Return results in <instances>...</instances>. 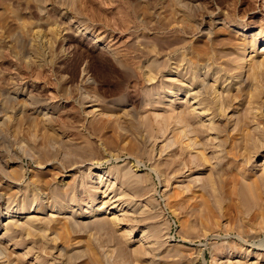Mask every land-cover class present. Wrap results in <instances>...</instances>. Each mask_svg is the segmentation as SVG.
I'll list each match as a JSON object with an SVG mask.
<instances>
[{"label": "rangeland", "instance_id": "1", "mask_svg": "<svg viewBox=\"0 0 264 264\" xmlns=\"http://www.w3.org/2000/svg\"><path fill=\"white\" fill-rule=\"evenodd\" d=\"M244 1L247 0H0V237L11 222L17 221L19 229H24L15 237L20 240L1 242L8 248L3 247V252L0 249V256L8 254L13 264H23L16 258L17 252L25 255L26 264H139L141 258L140 264H264V223L259 228L256 219L264 209L260 204L264 202V142L257 138L260 133L264 135V95L259 116L238 104L217 116L215 121L226 122L228 130L218 136L216 130L205 132L203 136L212 139L209 147L204 146L208 138L205 143L204 137L202 142L197 138L198 142L192 126L190 129L176 122L187 107L186 86L191 80L173 69L177 59L194 58L199 48L213 44L209 51L217 49V54L213 50L216 59L219 54L227 55L226 60L220 55L219 62L213 61L218 69L221 65L225 68L231 58H238L237 64L230 62L237 66L230 75L238 76L239 81L248 79L252 60L264 64L261 47L252 52L226 45L228 37L241 42L236 35L240 26H254L244 33L250 40L264 32V0H248V6ZM6 8L9 14L4 13ZM13 15L27 27L20 30ZM263 64L259 80L264 85ZM205 77L197 75L195 82L201 83L200 91H204L201 80ZM207 82H213L208 75ZM171 86L182 93L170 94ZM217 89L222 101L227 92L221 85ZM196 102L199 98L190 102L191 110H185L197 108L196 122L203 120L207 124L211 115L204 117ZM245 109L247 114L254 113L248 114L249 121H258L252 115L262 120L259 125L251 122L253 126L242 131L244 134L249 130L247 135L256 133L249 138L255 135L257 139L245 141L248 147L243 145L241 131L237 132ZM21 112L31 117H4ZM168 113L172 121L169 127ZM180 127L181 137L185 138L172 141ZM189 130L192 132L188 134ZM236 132L242 136L240 139ZM234 134L243 143L236 141ZM220 137L226 141L222 143ZM188 138H195V142L192 140L194 146L187 150ZM194 147L204 150L209 160L203 157V162ZM130 172L137 178L127 184L122 176ZM36 179L46 182L40 180L39 186L45 185L41 188L48 195H41L43 205L34 203L26 215L20 216L14 212L22 206L19 199L23 204L25 189ZM243 183L246 189L250 184L252 189L258 187L257 194L249 188L253 197L250 192L246 195ZM8 187L15 188L18 194ZM7 191L16 196L5 195ZM114 192L119 195L116 199H122L117 209L109 204L115 200ZM57 193H64L65 200H58ZM9 195L16 198L11 208L4 206ZM252 200L257 202L254 207ZM29 218L38 221V246L48 242L43 245L46 250L42 247L37 254L29 251L34 247L25 231ZM146 218L149 221L143 222ZM118 219L123 222L114 226L112 222ZM56 232L60 236L68 233L72 238L61 241ZM87 239L91 244L85 249ZM0 261L2 264V257Z\"/></svg>", "mask_w": 264, "mask_h": 264}, {"label": "bare ground", "instance_id": "2", "mask_svg": "<svg viewBox=\"0 0 264 264\" xmlns=\"http://www.w3.org/2000/svg\"><path fill=\"white\" fill-rule=\"evenodd\" d=\"M244 2H246V5L248 4L249 5V2H248V0L247 1H244ZM244 4V3H243ZM247 5V6H248ZM246 6V7H247ZM250 7V6H249ZM241 8V7H240ZM242 9L243 8H241V9H238V10H240V11H242ZM247 9V8H246ZM10 11V13H11V9H9ZM244 10H245V8H244ZM8 10H7V8H6V11H4V13L5 12H7ZM13 11V10H12ZM244 12V11H243ZM8 13V12H7ZM9 14V13H8ZM231 15V14H230ZM230 15H228V19H229V22H231L230 20H231V16ZM233 15V14H232ZM13 16H15V15H13ZM13 18V17H12ZM233 18V17H232ZM15 21H17L18 23V25H19V27L21 28L20 30H22V28L23 27H27V25H25V22L21 19V18H19L18 16H15ZM13 19V20H14ZM226 21V20H225ZM234 22V21H233ZM260 26H261V24H259ZM263 26V25H262ZM230 28V27H229ZM252 29H255L254 28V26H252V24H250V25H243V26H240V28H238V31L240 32V33H236V35L238 36V40H241V42H237V41H235V39H232V40H234V41H232V40H230V37H228L229 38V41L228 42H226V45H227V43H228V45L230 46V48H234V47H236V49H237V51H238V49L239 50H241V51H246L247 49L249 50H252V52L253 51H255V49L257 48V47H261L262 48V51H260L261 53H263L264 52V32L262 31L261 33H259L257 36H254V38H252V40H250L249 39V37H247L244 33H246V32H248V31H250V30H252ZM231 34V33H230ZM225 40V39H224ZM227 40V39H226ZM207 41V40H206ZM220 42H223V41H221L220 40ZM225 42V41H224ZM217 43V42H216ZM219 44V43H218ZM215 45V44H214ZM220 45V44H219ZM219 45H218V47H219ZM224 45V43H222V45L221 46H223ZM209 46H211V45H209V43H208V47L207 46H202L201 48H199V53H197V55L196 56H194V53H193V57L194 58H186V57H183V58H181V59H177V61L175 62V68H173V69H175V70H177V72H179V74H182L181 76H183V78L184 77H187L188 79H191V80H189L190 81V85L189 86H186V88H187V92L184 94L185 95V98H189V100L186 102V104L185 105H187V107H185V108H187V109H192V108H188V105H190V102L192 101V100H196V99H198L199 98V102H196V106H198V107H200V112L202 113V111L204 112L203 113V116L205 117V115L204 114H208V115H211V116H209L208 118H209V121H207L206 123L208 124V123H210V122H212V123H214V122H218V121H215V118L217 117V116H219V115H222V113L224 114V113H226L227 111H229V110H232V108H234V105H239L238 107H244V108H247V112H248V109L250 110V111H252V112H256L257 114L259 113V112H261V108H262V106H261V104L263 103V101L261 100V97L264 95V90H263V84H261V83H263V82H260V80H259V78H261L260 77V74L262 73L263 74V70L261 71V69H262V65L261 64H263V62L262 61H260L261 62V64L260 63H257V62H255L256 60H252V62L253 63H251V66H252V69L250 70V71H252V72H248L249 74H248V79L246 80V79H244L245 81H239L238 79H239V77L238 76H233V75H230L231 73H233V71H234V69H235V67H237L236 65H235V67H233L232 65H231V63L230 62H233V63H235L236 61H238V58H237V60L235 59V61L231 58V60H230V62H229V64H224V65H226V67L224 68V66L223 65H221V67L222 68H220L219 67V69H218V66H216V65H214V62H215V54L213 53V50H214V52L216 53V50L215 49H213L212 50V48H210L211 50L209 51ZM212 46H213V44H212ZM211 46V47H212ZM239 46H241V47H243V48H239ZM214 47V46H213ZM217 47V46H216ZM215 47V48H216ZM227 47V46H226ZM225 47V48H226ZM238 47V48H237ZM220 48V47H219ZM228 49H229V47H227ZM226 48V49H227ZM225 49V50H226ZM235 50V49H234ZM231 52H233L232 50H230ZM236 51V50H235ZM193 52V51H192ZM195 52V51H194ZM213 53V54H212ZM191 54V53H190ZM217 54V53H216ZM219 54V53H218ZM258 54H260L259 53V51H258V53H257V55ZM220 55L221 54H219V55H217L218 56V60L221 58L220 57ZM225 55V54H224ZM229 55V54H228ZM183 56V55H182ZM181 56V57H182ZM216 56V57H217ZM222 56V55H221ZM226 57H227V55H225ZM260 56V55H259ZM179 57V56H178ZM220 57V58H219ZM226 57H224V56H222V58H224L225 60H226ZM234 58H236L235 57V55H234ZM256 58V57H255ZM216 59V61L217 62H219L218 60ZM176 60V59H175ZM222 60V59H221ZM240 60V59H239ZM214 61V62H213ZM264 61V60H263ZM242 62V61H241ZM259 62V61H258ZM216 63V62H215ZM224 63V62H223ZM240 63V62H239ZM235 64H237V63H235ZM254 66H253V65ZM218 65H220V64H218ZM264 65V64H263ZM215 66L217 67V68H215ZM240 66H241V64H240ZM239 66V67H240ZM249 66V65H248ZM254 67V68H253ZM257 67V68H256ZM161 68V67H160ZM264 68V67H263ZM240 69V68H239ZM238 69V70H239ZM237 70V69H236ZM235 70V71H236ZM237 70V71H238ZM241 70V69H240ZM238 71V72H241V71ZM155 71V70H154ZM182 72V73H181ZM200 73H202V74H204V75H206V77L203 79V80H201L202 81V86H203V90L204 91H200V90H198L199 88H198V85H199V83H197V82H195L196 81V78H197V75L199 76L200 75ZM237 73V72H236ZM235 73V74H236ZM234 74V75H235ZM207 75L209 76V78H211L212 80H213V82H212V84L211 83H209V82H207ZM240 75V74H239ZM246 78V77H245ZM264 78V77H263ZM176 80V79H175ZM200 81V80H199ZM261 81H263V79L261 80ZM181 83V82H180ZM183 84V83H182ZM222 86V87H224L225 88V91L227 92L226 93V96H224L223 94V99H222V101L219 99L220 97H219V95H218V89H217V87L218 86ZM262 85V86H261ZM175 86H171V87H169V91H170V94H172V95H179L180 93H182V90L181 89H176V88H174ZM199 87H201V83H200V85H199ZM179 88V87H178ZM196 89L198 90L197 92H195L196 91ZM224 91V90H223ZM263 98V97H262ZM214 99H216V102L214 101ZM191 100V101H190ZM260 100H261V102H260ZM214 101V102H213ZM19 102V101H18ZM260 102V103H259ZM169 104V103H168ZM170 105V104H169ZM184 105V106H185ZM263 105V104H262ZM183 106V107H184ZM168 107V106H167ZM191 107H194V106H191ZM185 108L183 109L184 111H182V109H181V111H182V113H181V115L179 116V117H177L178 119L176 120V122H178L180 125H182V124H184V125H182V126H186V125H188V127L191 129L192 127V131H193V134H196L195 135V138L197 139V138H199L200 140H201V142H202V140H204L203 139V137L204 136H206V135H204L205 134V132H209L210 130V133H212V131L213 132H215V130H216V133H217V136H218V134L219 135H222V133L223 132H225L226 130H228L227 129V127L229 126H227L226 125V122L224 123V121H223V123L224 124H222L220 121V123L218 122V123H214L213 125H211V123L210 124H205L204 122H202L201 120H199L198 122H200V123H198V122H196V120H198V117H197V119H196V114H198V109L197 108H193V110L192 111H190V110H185ZM243 108V109H244ZM195 109H197V111H195ZM235 109V108H234ZM238 109V108H237ZM242 109V108H241ZM173 110H174V107H173ZM172 112V111H171ZM174 112V111H173ZM194 112H197L196 114L194 113ZM208 112H211V114H209ZM252 112H250L251 114H253L254 115V113H252ZM7 113V112H6ZM200 113V114H201ZM232 113V112H231ZM241 113H242V111H241ZM243 113H244V115L242 114V117H240L241 119H240V121H238L239 123L240 122H242V126H238L239 128H238V130H237V132H240L241 131V133L240 134H243V130L244 129H247V127H249V126H251L252 124H250L251 122L253 123H255V122H257V125H259V123H262V120L260 121V117L258 118V116L261 114V113H259L258 114V116H256L257 114L255 113V116L256 117H254L253 115H252V119L254 118V119H257L258 121H260L259 123H258V121H255V120H251V121H249V118H248V116H250V115H248V114H250V113H246V109H245V111H243ZM246 113V114H245ZM16 116H22L23 117V119L24 118H28V117H31V115L30 114H28V113H26V112H24V113H22L21 112V114L19 115H16L15 113H8L7 114V116H5L4 115V117L6 118V119H9V120H13ZM168 116H169V113H168V115H167V123L169 124H167L168 126L167 127H169V126H171V124L169 123L170 121H169V118H168ZM198 116H199V114H198ZM202 116V115H201ZM223 116H226V115H223ZM36 117V116H35ZM170 118H171V116H169ZM204 117H203V119H204ZM221 117V116H220ZM220 117H219V119H220ZM251 117V116H250ZM224 118V117H223ZM222 118V119H223ZM227 118H229V117H227ZM175 119V118H174ZM200 119V118H199ZM202 119V118H201ZM218 119V120H219ZM238 119V118H237ZM251 119V118H250ZM262 119H263V117H262ZM16 120V119H15ZM205 120V119H204ZM230 120V119H229ZM239 120V119H238ZM161 121V120H160ZM7 122H8V120H7ZM27 122H28V120H27ZM162 122H163V120H162ZM165 122V121H164ZM163 122V123H164ZM172 122V121H171ZM238 122H236V126H237V124H238ZM243 123H244V125H243ZM175 124V123H174ZM177 124V123H176ZM196 124V125H195ZM234 124V123H233ZM241 124V123H240ZM250 124V125H249ZM262 125V124H261ZM12 126V125H11ZM163 126V125H162ZM174 126V125H173ZM176 126H178V124L176 125ZM192 126V127H191ZM194 126L197 128L196 129V131H197V133H196V131H194L195 130V128H194ZM235 126V127H236ZM253 126V125H252ZM175 127V126H174ZM173 127V128H174ZM208 127V128H207ZM150 128V127H149ZM148 128V129H149ZM181 128V131L179 132V130L180 129H178V134L176 135L175 133H173V135L175 134L177 137L174 139H172V141L174 140L175 142H177V141H179L180 140V138H185V136H183L182 135V137H181V134H183V131H182V127H180ZM185 128V127H184ZM237 128V127H236ZM235 128V129H236ZM253 128V127H252ZM257 128V127H256ZM255 128V129H256ZM259 128V127H258ZM161 129V128H160ZM172 129V128H171ZM177 129V128H176ZM194 129V130H193ZM249 129V128H248ZM264 129V128H263ZM163 130V129H162ZM161 130V131H162ZM173 130H175V129H173ZM191 130H189L188 131V134H189V132L191 133L192 131ZM259 130V129H258ZM175 131H177V130H175ZM245 131V130H244ZM250 131H251V128H250ZM253 131H257V130H254V128H253ZM152 132V131H151ZM154 132V131H153ZM165 132V131H164ZM174 132V131H173ZM219 132V133H218ZM236 132V133H237ZM246 132H249V130L248 131H246ZM246 132H244V134L242 135V136H240V134H238L239 136H238V139H240V137H242L243 138V140H244V144L243 145H246V143H245V141L246 142H248V140L250 139L249 138V136L253 133V134H256L255 132H251L250 133V135H247V133ZM264 132V131H263ZM221 133V134H220ZM246 133V134H245ZM260 133V132H259ZM214 134V133H213ZM232 134V133H231ZM249 134V133H248ZM258 134V133H257ZM198 135V136H197ZM202 135V136H201ZM204 135V136H203ZM216 135V134H215ZM233 135V134H232ZM75 136V135H74ZM197 136V137H196ZM208 136V135H207ZM212 136V135H211ZM217 136H216V138H217ZM226 136V135H225ZM230 137H231V135H229ZM258 136H259V138H258ZM189 137V136H188ZM210 137V136H209ZM213 137V136H212ZM230 137H229V139H230ZM233 137V136H232ZM231 137V138H232ZM234 137H235V139H236V137L237 136H235V134H234ZM233 137V138H234ZM195 138H193V139H191V138H188L187 139V141H185V144H186V147H188V148H186L187 150L190 148L191 149V147H192V145H191V142H192V140H194V142H195ZM205 138V137H204ZM206 138H208V137H206ZM206 138H205V141H203L204 143L206 142ZM215 138V137H214ZM221 138V137H220ZM220 138H218V139H220ZM223 138V137H222ZM221 138V139H222ZM254 138H256L255 137V135H254V137H253V139ZM257 138H258V142L260 141V140H263V142H264V135L262 134L261 135V133L259 134V135H257ZM256 138V139H257ZM176 139H177V141H176ZM199 139H197L198 140V142H200L199 141ZM238 139H236V141H240V140H238ZM252 137H251V141H249V142H252ZM209 140H212L211 139V137L210 138H208L207 139V143L204 145L205 147H206V145L207 144H209ZM223 141L225 142L226 140H223L222 139V143H223ZM233 141V140H232ZM242 141V140H241ZM240 141V142H241ZM210 142H212V141H210ZM220 142V141H219ZM230 142V141H229ZM234 142V141H233ZM263 142H261V144H263ZM141 143V142H140ZM183 143V142H182ZM221 143V144H222ZM235 143H237V142H235ZM239 143V142H238ZM242 143H243V141H242ZM242 143L240 144V145H242ZM105 144V143H104ZM226 144V143H225ZM225 144H223V145H225ZM231 144H234V143H231ZM135 145V144H134ZM182 145V144H181ZM198 145V143H196V146ZM238 145V144H237ZM248 145H249V143H248ZM251 145V144H250ZM260 145V144H259ZM264 145V144H263ZM182 146H184V145H182ZM194 146V145H193ZM203 146V147H204ZM209 146H211V145H209ZM208 145H207V147H209ZM247 146V145H246ZM245 146V147H246ZM252 146H254V145H252ZM133 147V146H132ZM248 147V146H247ZM32 148V147H31ZM94 148V147H93ZM171 148V147H170ZM196 148V150H194L195 152H198V151H200V147H194V149ZM197 148H200V149H197ZM238 148V147H237ZM244 148V147H243ZM251 148V147H250ZM254 148V147H253ZM258 148V147H257ZM193 149V148H192ZM222 149V148H221ZM249 149V148H248ZM212 150V149H211ZM247 150V149H246ZM31 151V150H30ZM208 151V150H207ZM215 151V150H214ZM222 151V150H221ZM235 151V150H234ZM194 152V153H195ZM204 150L203 151H200L198 154L199 155H201V157H202V159H203V157H204ZM218 152V151H217ZM233 152V151H232ZM236 152V151H235ZM248 152V151H247ZM205 153H206V150H205ZM230 154V153H229ZM248 154H249V152H248ZM76 155V154H75ZM195 156H196V154H194ZM213 155V154H212ZM256 155V154H255ZM176 156V155H175ZM205 156H207V155H205ZM221 156V155H220ZM237 156H239V155H237ZM142 157V156H141ZM148 157V156H147ZM209 157V156H208ZM204 158H206V159H208L209 160V158H207V157H204ZM248 158V157H247ZM82 159V158H81ZM214 159V158H213ZM199 160V159H198ZM208 160H206V161H208ZM174 161V160H173ZM205 161V159H203V162ZM225 161V160H224ZM65 162V161H64ZM211 161H209V163H210ZM1 163V162H0ZM213 163V162H212ZM3 164H4V162H3ZM44 164V163H43ZM208 164V163H207ZM192 165V164H191ZM229 165V164H228ZM6 166V165H5ZM194 166V165H193ZM211 166V165H210ZM7 167V166H6ZM196 167V166H195ZM212 167V166H211ZM175 168V167H174ZM189 168V167H188ZM4 169V168H3ZM2 169V170H3ZM13 170H14V168H13ZM219 170V169H218ZM227 170V169H226ZM235 170V169H234ZM212 171V170H211ZM218 173H220V172H218ZM217 173V174H218ZM223 173V172H222ZM238 173V172H237ZM245 173V172H244ZM4 174V173H3ZM11 174V173H10ZM15 174H17L18 175V173H15ZM216 174V175H217ZM14 175V174H13ZM49 175V174H48ZM12 176V175H11ZM14 176H16V175H14ZM35 176V175H34ZM44 176V175H43ZM46 176V175H45ZM208 176H211L210 175V173H209V175ZM214 176V175H213ZM262 176H264V175H262ZM1 177V176H0ZM13 177V176H12ZM101 177V176H100ZM100 177H98V178H100ZM119 177V176H118ZM141 177V176H140ZM230 177V176H229ZM238 177V176H237ZM16 178H18V177H16ZM122 178H126L127 180L125 181V183H127V184H129L130 182V180L131 181H134V179L135 178H137V176H135V175H132V172H130L129 174H123V176H122ZM142 178V177H141ZM207 178V177H206ZM213 178V177H212ZM214 178H215V176H214ZM222 178V177H221ZM245 178V177H244ZM43 179H44V177H43ZM43 179H40L41 181H43L42 183L43 184H45L46 182L43 180ZM101 179V178H100ZM13 180V179H12ZM40 180L38 179H36V180H31L32 182L30 183V184H28V186H27V188L25 189V194H24V197H23V199L25 198V200L23 201L24 203L23 204H21V195H20V197L19 198H21V199H19L20 200V202H19V204L20 205H22L20 208H16V210L14 211V212H19L20 213V216L21 215H26L28 212H29V210H31L30 208L33 206V204L34 203H37V205L38 206H40V205H43V202H44V200H43V198H42V194H44V195H46V197H47V195L48 194H46L44 191H43V189H44V186H39V183H40ZM141 180V179H140ZM0 181H1V179H0ZM100 181V180H99ZM103 181V180H102ZM17 182V181H16ZM237 182V181H236ZM240 182V181H239ZM91 183H92V181H91ZM103 182H99L98 184H102ZM211 183V182H210ZM244 183H246L247 184V182H244ZM243 183V184H244ZM42 184V185H43ZM68 184V183H67ZM97 184V183H96ZM223 184V186H225L224 185V182L222 183ZM41 185V184H40ZM48 185V184H47ZM46 185V186H47ZM72 185H74V184H72ZM100 185H99V187H100ZM214 185L215 184H213V187H214ZM233 185V184H232ZM235 185H237V183L235 184ZM245 185V184H244ZM249 185V184H248ZM253 185H255V184H253ZM67 186H69V185H67ZM71 186V185H70ZM76 186V185H75ZM75 186H73V187H75ZM230 186V185H229ZM262 186V185H261ZM1 187H3V186H1ZM6 187V186H5ZM10 187H11V185H10ZM10 187H8L7 189H9ZM48 187V186H47ZM127 187V186H126ZM212 187V186H211ZM246 185H245V190H247V194L246 195H248L249 194V192H250V190H248L249 188L251 189V191L253 192H255L256 190H258L257 188L258 187H256V189H252L251 188V184H250V186H249V188H247L246 189ZM49 188V187H48ZM53 188V187H52ZM69 188V187H68ZM97 189H98V187H96ZM229 188V187H228ZM255 188V187H254ZM15 189V188H14ZM14 189H12V188H10V190L9 191H15ZM23 188H21L20 190H22ZM23 189V190H24ZM73 189V188H72ZM75 189V188H74ZM108 189V188H107ZM146 190H147V188H145ZM144 189V190H145ZM232 189V188H231ZM5 190V189H4ZM46 190V189H45ZM68 190V189H67ZM104 190V189H103ZM125 190H127V189H125ZM129 190H131V189H129ZM191 190H193V189H191ZM236 190V189H235ZM244 190V189H243ZM9 191H7V193H5V195L6 194H9L10 192ZM12 191V192H13ZM61 191V190H60ZM64 191V190H63ZM16 192V194H18L17 193V190L15 191ZM23 192V191H22ZM54 192V191H53ZM67 192V191H66ZM101 192V191H100ZM221 192V191H220ZM230 192V191H229ZM239 192V191H238ZM246 192V191H245ZM244 191H243V193H245ZM252 192H250V196H252L253 197V195H251L252 194ZM115 193V192H114ZM191 193H193L192 191H191ZM256 193V192H255ZM14 193H10V195H13ZM103 194V193H102ZM104 194H107V192H105ZM103 194V195H104ZM120 194V193H119ZM182 194V193H181ZM214 194V193H213ZM232 194V192H230L229 193V196ZM239 194V193H238ZM254 194V193H253ZM257 194V193H256ZM259 194V193H258ZM1 195H3V194H1ZM9 195V197L8 198H6V200H5V202H6V205H4V206H7L8 208H11L10 206L11 205H13L12 204V202L14 201V199H16V198H12L13 196L15 197L16 195H13L12 197ZM55 195H56V193H55ZM64 195V193L63 194H59V193H57V197H59L58 198V200H60V201H63V200H65V195ZM121 195V194H120ZM174 195H176V194H174ZM201 195H203V193L201 194ZM244 195V194H243ZM23 196V195H22ZM119 195L117 194V192L115 193V196L112 198V199H115L113 202H111L112 201V199H111V203H109L111 206H113L112 207V209L114 208V206H115V208L117 209V207H120L119 205V203H121L122 201H120V200H122V199H120V198H118V199H116L117 197H118ZM221 196V195H220ZM250 196H248V197H250ZM126 197V196H125ZM233 197H235V195L233 196ZM30 198V199H29ZM49 198V197H48ZM123 198V197H122ZM186 198V197H185ZM201 198H204V197H201ZM258 199V195H256V197H255V199ZM260 198V197H259ZM218 199V198H217ZM216 199V200H217ZM236 199V198H235ZM256 199V200H257ZM263 199V198H262ZM18 200V199H17ZM16 200V201H17ZM57 199L55 198V201H56ZM194 200V199H193ZM198 200V199H197ZM202 200V199H201ZM232 200V199H231ZM247 200V199H246ZM260 200V199H259ZM264 200V199H263ZM204 201H206V200H204ZM219 201V200H218ZM30 202L32 203L31 205H30ZM231 202V201H230ZM248 202H250V201H248ZM259 202H262V200L261 201H259ZM258 202V203H259ZM56 203H57V201H56ZM71 203V202H70ZM252 203H254V205L252 204V206L254 207L255 205H256V203H255V200H254V202H253V200H252ZM108 204V203H107ZM109 204H108V206H109ZM117 204H119V205H117ZM124 204V203H123ZM260 204H264V202H262V203H260ZM19 205V206H20ZM48 205V204H47ZM232 205V204H231ZM247 205V204H246ZM18 206V207H19ZM53 206V204H50V207H52ZM103 206H106V205H104L103 204ZM123 206V205H122ZM133 206V205H132ZM234 206H235V204H234ZM237 206V205H236ZM250 206V205H249ZM248 206V207H249ZM262 206V205H261ZM48 207V206H47ZM129 207V206H128ZM247 207V206H246ZM258 207V206H257ZM41 208H42V206H41ZM197 208V207H196ZM256 208V207H255ZM263 208V207H262ZM213 209V208H212ZM257 209V208H256ZM261 209V208H260ZM259 209V210H260ZM102 210V209H101ZM220 210V209H219ZM251 210V209H250ZM123 211V210H122ZM235 211V210H234ZM13 212V211H12ZM220 212V211H219ZM255 212V211H254ZM141 213H143V212H141ZM3 214V213H2ZM146 214V213H145ZM241 214V213H240ZM1 215V214H0ZM126 215V214H125ZM207 215V214H206ZM230 215V214H229ZM31 216V215H30ZM128 215H126V217H127ZM212 216V215H211ZM246 216V215H245ZM125 217V220L126 219H130V218H126ZM146 217V216H145ZM35 218V217H34ZM34 218H29V219H27V227L25 228V231H26V234H27V236L28 237H30V238H32L33 240V243H34V247L33 248H30L29 249V251L30 252H32V253H38V251H39V249L41 250V248L43 247V248H45L44 250H46V247L45 246H43V245H48V242H47V240L46 239H44V240H46V243H44L43 242V244H41L42 243V241H41V245L40 246H38V243H36L37 241H39L40 239H39V236L41 237V232L38 230V227L37 226H39V225H36V223H35V221H37L36 219H34ZM122 218H124V217H122ZM148 218V217H147ZM147 218H146V220H144L143 222H145V221H147ZM154 218V217H153ZM239 218V217H238ZM102 219V218H101ZM110 219V218H109ZM120 219V218H119ZM114 220L112 223L114 224V226H115V224L116 223H122L123 222V219L122 220ZM131 219H132V217H131ZM257 220H258V222H257V224L259 225L258 227L260 228V226H261V224H263L264 223V209L262 210V212H260L258 215H257V218H256ZM26 220V219H25ZM24 220V221H25ZM39 220V219H38ZM149 220H150V217H149ZM148 220V221H149ZM244 220V219H243ZM14 221V220H13ZM118 221V222H117ZM131 221H133V220H131ZM147 221V222H148ZM17 221H15V223H16ZM38 222V221H37ZM98 222V221H97ZM97 222L94 224V225H96L97 224ZM104 222V221H103ZM205 222V221H204ZM10 223V222H9ZM14 222H11L9 225H7L6 226V228H5V232H4V234H2V236L0 237V249L2 250V252H3V247H5V249H6V245L5 246H1V244H3V243H1V242H3L4 240H6V239H8L9 241H11V240H14L15 239V237L18 235L19 236V234L21 235V232L24 230V229H22V231L19 229V226L18 225H16V224H18V223H16L15 224ZM98 223H100V222H98ZM107 222H105V224H106ZM127 224H128V222H126ZM133 223V222H132ZM25 224V223H24ZM103 224V223H102ZM134 224V223H133ZM141 224V223H140ZM5 225V224H4ZM25 225V226H26ZM107 225V224H106ZM145 225V224H144ZM204 225V224H203ZM23 226V225H22ZM60 226V225H59ZM62 226V225H61ZM97 226V225H96ZM100 226V224H98V227ZM111 226V225H110ZM113 226V225H112ZM149 226V225H148ZM66 227V226H65ZM68 227V226H67ZM117 227H119V224H118V226ZM145 227H146V225H145ZM150 227V226H149ZM154 227V226H153ZM241 227V226H240ZM43 228V227H42ZM151 228V227H150ZM155 228V227H154ZM1 229V228H0ZM58 230H59V228H57ZM133 229V228H132ZM146 229V228H145ZM153 229V228H152ZM3 230V229H2ZM71 230V229H70ZM74 230V229H73ZM108 230V229H107ZM117 230V229H116ZM151 230V229H150ZM155 230V229H154ZM43 231V230H42ZM64 231H66V230H64ZM97 231V230H96ZM104 231V230H103ZM132 231V230H131ZM146 231H147V229L146 230H142V233L145 235V233H146ZM148 231H149V229H148ZM40 234H39V233ZM150 232V231H149ZM131 233V232H130ZM152 233H154V232H152ZM208 233V232H207ZM56 234L59 236V238H61L62 240L61 241H65V240H70L72 237H69V234L67 235L66 234V236H60L59 235V233H57L56 232ZM64 234V233H63ZM62 234V235H63ZM102 234V233H101ZM129 234V233H128ZM150 235H152V234H150ZM23 236V235H22ZM25 237H27L26 235H24ZM54 236V235H53ZM56 236V235H55ZM153 236V235H152ZM24 237V238H25ZM43 237L44 236H42V238L41 239H43ZM84 237H86V236H84ZM126 237H127V235H126ZM158 237V236H157ZM18 239H19V237H17ZM16 238V239H17ZM23 238V239H24ZM48 238V237H47ZM82 238V237H81ZM90 239H91V237H89ZM96 238V237H95ZM128 238V237H127ZM153 238V237H152ZM15 239V240H16ZM22 239V240H23ZM26 239V238H25ZM75 239V238H74ZM93 239V238H92ZM20 240V239H19ZM57 240H58V238H57ZM77 240V239H76ZM76 240H74L75 242H76V244H78L77 243V241H84L85 242V240L86 239H84V240H82V239H78L77 241ZM121 240V239H120ZM130 240V239H129ZM150 240V239H149ZM160 240V239H159ZM88 241V242H87ZM87 241H86V243L87 244H83L84 246L86 245V247H85V249H87V246L89 245V244H91L90 242H89V240L87 239ZM13 242V241H12ZM15 242V241H14ZM67 242H69V241H67ZM71 242V241H70ZM84 242H82V243H84ZM5 243V242H4ZM73 243V242H72ZM81 243V244H82ZM123 243H125V242H123ZM154 243V242H153ZM158 243V242H157ZM6 244V243H5ZM24 244V243H23ZM63 244V243H62ZM66 244V243H65ZM69 244V243H68ZM80 244V245H81ZM120 244V243H119ZM130 244V243H129ZM151 244V243H150ZM155 244V243H154ZM159 244V243H158ZM158 244H156V245H158ZM235 244V243H234ZM30 245H32V244H30ZM30 245H27L28 247L30 246ZM122 245V244H121ZM16 246V245H15ZM26 246V247H27ZM123 246V245H122ZM138 246V245H137ZM155 246V245H154ZM2 247V248H1ZM26 247H24V248H26ZM27 247V248H28ZM82 247V246H81ZM92 247V246H91ZM124 247V246H123ZM144 247H146V246H144ZM155 247H157V246H155ZM160 247V246H159ZM158 247V248H159ZM8 248V247H7ZM43 248H42V251H43ZM80 248V247H79ZM152 248V247H151ZM154 248V247H153ZM166 248V247H165ZM4 249V250H5ZM84 249V250H85ZM94 249V248H93ZM149 249V248H148ZM234 249V248H233ZM236 249V248H235ZM17 250V249H16ZM27 250V249H26ZM49 250V249H48ZM51 250V249H50ZM49 250V251H50ZM63 250V249H62ZM61 250V251H62ZM84 250H82V251H84ZM118 250V249H117ZM120 250V249H119ZM128 250V249H127ZM144 250V249H143ZM216 250V249H215ZM229 250V249H228ZM232 250V248L230 249V251ZM15 251V250H14ZM78 251V250H77ZM76 251V252H77ZM79 251H81V249L79 250ZM81 251V252H82ZM93 251V250H92ZM137 252H139L140 251V249H139V251L138 250H136ZM158 251V250H157ZM156 251V252H157ZM227 251V250H226ZM225 251V252H226ZM229 251V252H230ZM40 252V251H39ZM46 252V251H45ZM48 252V251H47ZM51 252V251H50ZM63 252V251H62ZM108 252V251H107ZM122 252V251H121ZM121 252L119 253V254H121ZM134 252V251H133ZM142 252V251H141ZM146 252V251H145ZM155 252V253H156ZM224 251H223V254L225 253ZM238 252V251H237ZM241 252V251H240ZM11 254L13 253V250H11V252H10ZM16 253V252H15ZM44 252H41V254H43ZM66 252H64V254H65ZM68 253V252H67ZM129 253V252H128ZM127 253V254H128ZM220 253H222V252H220ZM234 253V252H233ZM4 254V253H3ZM14 254V253H13ZM19 255V253L17 252L16 253V255ZM29 254V253H28ZM86 254V253H85ZM94 254V253H93ZM97 254V253H96ZM96 254H95V256H96ZM138 254H140V253H138ZM143 254V253H142ZM149 254V253H148ZM222 254V255H223ZM227 254V253H226ZM229 254V253H228ZM235 254V253H234ZM15 255V254H14ZM16 255L14 256V257H16ZM18 255H17V257L16 258H19L20 259V262L21 263H23V264H26V262L24 263V261H25V258H24V256L23 255H19V257H18ZM46 255H49V253H47ZM67 255V254H66ZM122 255V254H121ZM133 255H135V254H133ZM145 255V254H144ZM156 255H158V254H156ZM160 255V254H159ZM166 255V254H165ZM170 255V254H169ZM180 255V254H179ZM13 256V255H12ZM20 256H23V258H20ZM92 256V255H91ZM94 256V255H93ZM140 256H142V255H140ZM139 255H136L135 257H140ZM152 256V255H151ZM164 256V255H163ZM2 257V260H3V263L2 264H13L12 263V260H10L9 258H8V254L7 255H1L0 256V258ZM97 257V256H96ZM124 257V256H123ZM158 257V256H157ZM15 258V259H16ZM38 258V257H37ZM69 257H67V259H68ZM132 258H134V256L132 257ZM153 258H154V256H153ZM165 258V257H164ZM172 258V257H171ZM218 258V257H217ZM39 259H40V257H39ZM38 259V260H39ZM142 259V258H141ZM141 259L138 261V263L140 262H142L141 261ZM148 259V258H147ZM161 259V258H160ZM175 259V258H174ZM185 259V258H184ZM27 260H29V259H27ZM44 260V259H43ZM98 260V259H97ZM136 260V259H135ZM155 260V259H154ZM78 261V260H77ZM96 261V260H95ZM136 261V262H137ZM19 261H17V263H18ZM32 262H34V261H32ZM76 262V261H75ZM98 262V261H97ZM97 262H96V264H97ZM106 262V261H105ZM135 262V263H136ZM186 262V261H185ZM0 263H1V261H0ZM74 263V262H73ZM99 263V262H98ZM120 263V262H119ZM139 263V264H140ZM147 264H149L148 262H146ZM145 263V264H146ZM151 263V262H150ZM167 263V262H166ZM180 263V262H179ZM103 264V263H102ZM107 264V263H106ZM112 264V263H111ZM116 264V263H115ZM137 264V263H136ZM157 264H159V263H157Z\"/></svg>", "mask_w": 264, "mask_h": 264}]
</instances>
